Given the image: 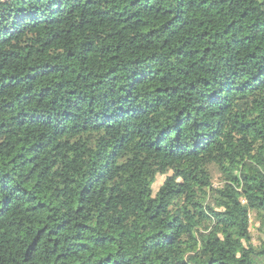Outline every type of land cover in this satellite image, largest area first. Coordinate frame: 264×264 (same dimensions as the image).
I'll list each match as a JSON object with an SVG mask.
<instances>
[{"label":"trees","instance_id":"16d2710c","mask_svg":"<svg viewBox=\"0 0 264 264\" xmlns=\"http://www.w3.org/2000/svg\"><path fill=\"white\" fill-rule=\"evenodd\" d=\"M0 264H264V0H0Z\"/></svg>","mask_w":264,"mask_h":264},{"label":"rangeland","instance_id":"374dc122","mask_svg":"<svg viewBox=\"0 0 264 264\" xmlns=\"http://www.w3.org/2000/svg\"><path fill=\"white\" fill-rule=\"evenodd\" d=\"M151 168L157 172L156 181L154 182V184L152 186L153 194H155L158 187L162 184L164 178L170 174V171H169V169H160L154 163L151 164ZM212 182H213V185L215 187L220 184L219 178L217 175L213 176ZM250 223H251L250 232H251V236H252V242H253V244L258 245V237H259V232L257 230L258 224L255 221V217H254L253 213L250 214Z\"/></svg>","mask_w":264,"mask_h":264}]
</instances>
